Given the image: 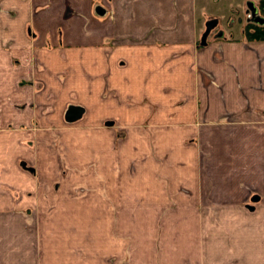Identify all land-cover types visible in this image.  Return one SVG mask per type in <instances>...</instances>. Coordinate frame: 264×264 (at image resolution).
I'll return each instance as SVG.
<instances>
[{
    "label": "crops",
    "instance_id": "crops-1",
    "mask_svg": "<svg viewBox=\"0 0 264 264\" xmlns=\"http://www.w3.org/2000/svg\"><path fill=\"white\" fill-rule=\"evenodd\" d=\"M198 1L0 0V264H264V43Z\"/></svg>",
    "mask_w": 264,
    "mask_h": 264
},
{
    "label": "flooded vegetation",
    "instance_id": "flooded-vegetation-1",
    "mask_svg": "<svg viewBox=\"0 0 264 264\" xmlns=\"http://www.w3.org/2000/svg\"><path fill=\"white\" fill-rule=\"evenodd\" d=\"M221 3L224 14L228 18L224 20V27L218 29L216 27L220 25V20L217 17L205 19L204 28L207 20L211 18L217 19V23L210 30L207 39L210 33L213 34V38L222 37L225 34L232 36V27H236L245 40L259 45L264 43V0H221ZM229 14H231V17L233 16L232 18L230 17L231 19Z\"/></svg>",
    "mask_w": 264,
    "mask_h": 264
},
{
    "label": "rangeland",
    "instance_id": "rangeland-1",
    "mask_svg": "<svg viewBox=\"0 0 264 264\" xmlns=\"http://www.w3.org/2000/svg\"><path fill=\"white\" fill-rule=\"evenodd\" d=\"M223 1V0H222ZM202 1L201 0H199L198 1V3H197V11H198V13L200 12V13H202V12H204L203 14L204 15H197V21L199 20L200 21V23H202V21L203 20H205V19H207V18H209V17H217L219 20H220V25H218L217 27H216V29H218V28H221V27H224V25H223V23H224V20L226 19V18H228L227 17V15L226 14H224V9H222V3H221V0H204L202 3H201ZM197 13V14H198ZM231 17V14H229V18ZM233 17V16H232ZM231 17V18H232ZM230 18V19H231ZM222 24V25H221ZM203 30H204V24L203 25H201V30H199L200 32H199V35H201V33L203 32ZM233 32V36H236L237 37V39H240V34H241V32L239 31V30H234V31H232ZM242 36V35H241ZM200 37V36H199ZM213 37V34H211L210 33V36H209V38L210 39H213L212 38ZM242 38L243 39H245L244 38V36H242ZM208 40V39H207ZM198 42H199V38H198ZM118 131V129L116 130V132ZM118 132H120V131H118ZM122 132V131H121Z\"/></svg>",
    "mask_w": 264,
    "mask_h": 264
},
{
    "label": "water",
    "instance_id": "water-1",
    "mask_svg": "<svg viewBox=\"0 0 264 264\" xmlns=\"http://www.w3.org/2000/svg\"><path fill=\"white\" fill-rule=\"evenodd\" d=\"M216 23H217V19L216 18H211V19L206 21L205 29L202 32L201 38H200V44L201 45H205L206 44L207 36H208L210 30L216 25ZM81 112H82V108L80 106L70 105L68 107L67 111H66V117H67L68 120H74V119H76L77 117L80 116Z\"/></svg>",
    "mask_w": 264,
    "mask_h": 264
}]
</instances>
